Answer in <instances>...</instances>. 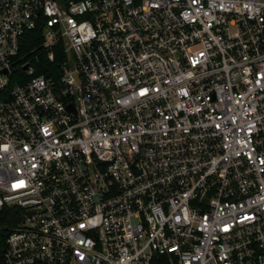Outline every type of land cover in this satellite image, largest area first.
<instances>
[{
    "label": "built area",
    "instance_id": "built-area-1",
    "mask_svg": "<svg viewBox=\"0 0 264 264\" xmlns=\"http://www.w3.org/2000/svg\"><path fill=\"white\" fill-rule=\"evenodd\" d=\"M0 264H264V0H0Z\"/></svg>",
    "mask_w": 264,
    "mask_h": 264
},
{
    "label": "trees",
    "instance_id": "trees-1",
    "mask_svg": "<svg viewBox=\"0 0 264 264\" xmlns=\"http://www.w3.org/2000/svg\"><path fill=\"white\" fill-rule=\"evenodd\" d=\"M34 38L30 37L29 42L27 45L23 46L22 52L29 51L34 48L35 46ZM57 57L54 62H50L46 57L41 58L42 66L38 68V73H50L52 70L58 71L57 67Z\"/></svg>",
    "mask_w": 264,
    "mask_h": 264
}]
</instances>
